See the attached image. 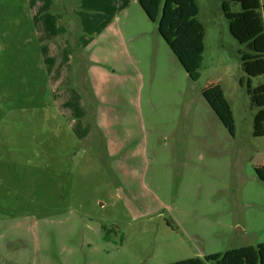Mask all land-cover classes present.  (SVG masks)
Returning <instances> with one entry per match:
<instances>
[{"label":"rangeland","instance_id":"rangeland-1","mask_svg":"<svg viewBox=\"0 0 264 264\" xmlns=\"http://www.w3.org/2000/svg\"><path fill=\"white\" fill-rule=\"evenodd\" d=\"M79 1L0 0V264H168L264 242L255 171L264 136L252 135L247 50L222 0H195L204 27L197 80L158 32L161 9L177 0H158L155 20L138 0H121L134 44L111 64L101 35L97 62L70 39L112 20L120 0ZM43 25L69 73L60 85L43 59ZM90 65L108 73L91 76ZM215 89L234 135L205 99Z\"/></svg>","mask_w":264,"mask_h":264},{"label":"trees","instance_id":"trees-1","mask_svg":"<svg viewBox=\"0 0 264 264\" xmlns=\"http://www.w3.org/2000/svg\"><path fill=\"white\" fill-rule=\"evenodd\" d=\"M151 20L158 16V0H138ZM175 6H164L158 18V32L177 57L192 80L198 79V70L204 50V27L197 19L195 0H177ZM229 3H238L240 10L232 12ZM222 10L228 19L229 31L246 48L240 56L241 69L247 75L246 91L258 108L253 117L252 135L264 136V3L260 0H222ZM260 77L256 87L251 78ZM206 101L221 123L234 135L231 107L219 89L209 92ZM256 174L264 182V167ZM264 264V242L256 246H241L199 258H188L168 264Z\"/></svg>","mask_w":264,"mask_h":264},{"label":"crops","instance_id":"crops-1","mask_svg":"<svg viewBox=\"0 0 264 264\" xmlns=\"http://www.w3.org/2000/svg\"><path fill=\"white\" fill-rule=\"evenodd\" d=\"M88 1V0H87ZM84 0H80L79 1V5L83 6ZM126 5L124 3H122V1L120 0V4H118V6L116 8H114L115 11V15L113 17V19H109L108 21H106L104 24L100 25V27H96L95 24L89 23L87 24V27L85 25V27H81L82 29H89L90 31V37L84 39V40H80L78 41V39H70V41L74 44V45H79L80 49L83 52L89 51V60H90V56L91 58L95 59L92 56V51L97 52L96 49V45H95V35H101V39H99V41L101 40V45H103V47H106L108 49H106L107 54L106 56H103V54L106 52H102V59L103 60H107L106 62L111 64L110 60H113V56H115L118 54V52L121 53H127L128 52V46L133 47L132 42H134L133 39H131V42H128V36L125 32L126 29V25H129L128 23H125L126 18H125V13H126ZM108 9L110 11L113 10L112 7H108ZM76 25V24H75ZM99 28V29H97ZM44 33V36L46 37L45 40L48 41L47 44L44 45V52H43V59L44 61L49 63V66H51V68H53L54 74H53V78L54 79V84L56 83L57 85L62 84V79L64 78V76H68L67 73H65V67H64V63H62L63 59H62V50L59 46V44L57 42H55V35L53 34V31L50 30V28H47L46 26H42L41 28ZM96 30V31H93ZM64 42H68V39H65ZM127 42V43H126ZM126 43V46H125ZM139 44V43H138ZM119 48V49H118ZM64 52V51H63ZM101 52V51H100ZM149 52V48L147 50V53ZM70 50H68V55L67 58H70ZM97 58L94 60L95 62H97ZM121 60V59H119ZM69 64V62H68ZM97 66V65H95ZM90 65L88 67V72L89 74L91 73V76H95L100 75L103 76L104 73H108L107 71H105L104 67L98 66L95 67ZM113 68V72H115L117 70L116 66H111ZM100 68V69H99ZM96 86V91L100 92V89L97 88V84ZM107 149L109 148V145L107 144ZM113 152V151H111Z\"/></svg>","mask_w":264,"mask_h":264}]
</instances>
